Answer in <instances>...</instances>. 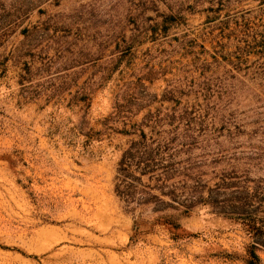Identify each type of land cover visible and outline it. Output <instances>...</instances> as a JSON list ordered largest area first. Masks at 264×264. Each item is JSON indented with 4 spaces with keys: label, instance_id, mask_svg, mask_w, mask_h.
<instances>
[{
    "label": "rangeland",
    "instance_id": "1",
    "mask_svg": "<svg viewBox=\"0 0 264 264\" xmlns=\"http://www.w3.org/2000/svg\"><path fill=\"white\" fill-rule=\"evenodd\" d=\"M0 264H264V0H0Z\"/></svg>",
    "mask_w": 264,
    "mask_h": 264
},
{
    "label": "trees",
    "instance_id": "2",
    "mask_svg": "<svg viewBox=\"0 0 264 264\" xmlns=\"http://www.w3.org/2000/svg\"><path fill=\"white\" fill-rule=\"evenodd\" d=\"M190 207L191 206H185V208L183 210L180 211V213H189L190 211ZM163 219V223L165 225H167V227L174 233V235H178L179 232H178V229H179V226L178 224L172 222V221H169V220H166L167 218H162ZM252 256L256 259V256L254 255V253L252 252ZM250 263H253L250 261Z\"/></svg>",
    "mask_w": 264,
    "mask_h": 264
}]
</instances>
